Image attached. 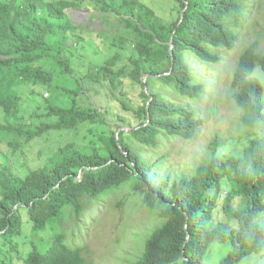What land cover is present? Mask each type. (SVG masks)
Returning <instances> with one entry per match:
<instances>
[{"label":"trees","instance_id":"trees-1","mask_svg":"<svg viewBox=\"0 0 264 264\" xmlns=\"http://www.w3.org/2000/svg\"><path fill=\"white\" fill-rule=\"evenodd\" d=\"M84 1L105 14L120 15L135 29L134 55L126 68L141 87L142 104L135 111L140 120L134 127L129 125L130 130L116 133L118 125L107 129L104 113L108 107L98 111L88 99L92 82L113 84L115 74L90 63L88 73L78 75L65 59L68 47L84 38L65 10ZM245 1L176 0V15L166 20L142 0H121L118 5L115 0H0V108L6 122L0 124V132L15 130L30 140L73 132L78 140L59 143L42 166L23 175L9 167L0 170L2 255L14 251L19 256L22 239L23 250L28 246L24 264H86L83 247L68 240L61 221L64 211L70 208L78 220L88 201L125 187L140 198L143 207L156 211L161 221L143 239L134 264H205L213 243L231 244L219 264H239L264 251V232L250 225L256 213L264 211V138H251L240 155L222 157L216 136L208 144V158L189 177L170 183L152 175V164L137 148H155L166 138L195 137L204 123L197 111L166 98L155 87L159 84L180 97L197 98L204 84L189 59L216 62L219 56L214 49L233 47ZM117 40L131 43L121 36ZM44 58L73 75V88L53 86L66 95V103L24 90L28 84L45 88L53 84V74L38 65ZM255 68L264 71V52L252 41L238 56L230 82L231 98L246 111L242 123L249 127L264 115L263 85L252 75ZM26 100L32 109L23 128L17 124L27 112ZM221 190L226 191L220 204L222 218L215 220ZM235 197L243 202L236 209ZM21 210L30 224L28 235L22 234ZM232 219L237 228L231 226ZM46 229L51 239L45 245L31 238ZM0 264L6 262L0 260Z\"/></svg>","mask_w":264,"mask_h":264},{"label":"rangeland","instance_id":"rangeland-1","mask_svg":"<svg viewBox=\"0 0 264 264\" xmlns=\"http://www.w3.org/2000/svg\"><path fill=\"white\" fill-rule=\"evenodd\" d=\"M142 1L156 12L155 15L166 20L174 18L175 9L179 8L176 0ZM115 2L118 5L121 0ZM244 6L241 22L235 28L237 38L231 49H214L219 56L216 62L204 63L189 59L190 67L200 74L199 81L204 84L203 91L197 98L180 97L171 88L161 87L159 84L155 87L166 98L195 109L204 121L192 140L166 138L155 148L137 146L142 156L152 164L150 172L158 181L166 179L170 183L181 177H189L195 167L208 158V144L216 136L220 143L218 155L222 157L242 154L248 141L259 137L254 127L242 123V117L247 113L231 98L230 82L238 56L252 41H257L259 50L264 52V0H246ZM65 12L73 23L79 25L78 31L84 37L68 47L71 50L65 54V59H69V65L78 75H86L90 63L101 65L104 71L110 69L115 74L113 84L107 81H103L105 85H102V81L92 82L88 87V99L96 103L98 111L108 107V111L104 113L107 129H114L118 125L116 133L120 129L130 130L140 120L135 116V111L142 104L139 94L141 87L129 76L126 68L128 59L134 55L133 25L126 24L118 14L101 12L90 1H84L79 7L67 8ZM120 36L131 43H119L117 37ZM38 65L53 74V84L48 89L28 84L24 87L25 92L30 93L33 89V93L43 94L42 96L50 97L54 102L66 103V95L53 86L66 90L73 88V75L63 72L57 62L50 58L40 60ZM108 75L112 76L111 73ZM149 75L144 74L141 81L145 82ZM252 75L263 85L264 95V71L255 68ZM31 97L39 100L36 95ZM23 106L27 112L21 114L23 119H20L17 126L26 128L23 124L27 123L28 111L32 108L28 100ZM118 115L124 120L121 121ZM0 124H6L1 108ZM75 138L73 132L61 135L48 133L31 140L15 130L0 132V170L9 167L15 174L23 175L28 170L42 166L59 143L70 142ZM75 140L78 141L77 138ZM225 193V190H221L215 220L222 218L220 204ZM242 203L239 197L233 199L235 209ZM20 213L22 234L28 235L30 224L27 222V214L25 210ZM63 217L62 224L70 235L68 240L83 247L86 264H134L143 239L161 223L156 211L143 207L140 198L135 197L127 187L109 196L88 201L78 220L70 213V208L64 211ZM74 224L78 227H74ZM230 224L237 228L236 219L230 220ZM50 237L51 231L46 229L31 238L45 245ZM21 241L18 244L20 257L14 251L4 255L0 252V260H4L6 264H24L22 257L28 246L25 244L23 250ZM230 248L229 242L213 243L205 255V264H219L220 258ZM3 251L7 252L6 249ZM259 254H252L239 264H246V261L254 257L260 258ZM7 255H11V258L7 259Z\"/></svg>","mask_w":264,"mask_h":264},{"label":"clouds","instance_id":"clouds-1","mask_svg":"<svg viewBox=\"0 0 264 264\" xmlns=\"http://www.w3.org/2000/svg\"><path fill=\"white\" fill-rule=\"evenodd\" d=\"M254 131L261 138H264V115L256 117L253 120ZM250 225L253 228L260 229L264 232V211L256 213V215L251 219ZM260 258H253L246 261V264H264V251L259 254Z\"/></svg>","mask_w":264,"mask_h":264},{"label":"water","instance_id":"water-1","mask_svg":"<svg viewBox=\"0 0 264 264\" xmlns=\"http://www.w3.org/2000/svg\"><path fill=\"white\" fill-rule=\"evenodd\" d=\"M182 16V15H181ZM146 86V85H145Z\"/></svg>","mask_w":264,"mask_h":264}]
</instances>
